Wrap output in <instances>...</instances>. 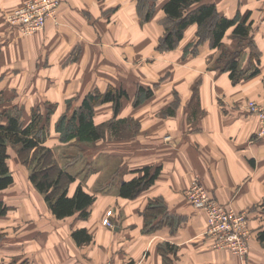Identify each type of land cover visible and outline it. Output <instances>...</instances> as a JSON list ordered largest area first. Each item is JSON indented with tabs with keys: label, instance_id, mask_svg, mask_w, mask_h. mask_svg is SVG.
Segmentation results:
<instances>
[{
	"label": "crops",
	"instance_id": "crops-1",
	"mask_svg": "<svg viewBox=\"0 0 264 264\" xmlns=\"http://www.w3.org/2000/svg\"><path fill=\"white\" fill-rule=\"evenodd\" d=\"M27 1L0 0V96L17 111L6 114L23 112L25 126L35 111L48 114L45 103H55L52 136L44 144L60 150L76 140H60L55 124L70 101L80 99L79 108L88 94L114 87L126 92L119 110L114 101L98 105L95 123L135 118L140 130L119 140L103 132L91 142L101 144L105 136L111 142L88 159L81 153L68 163L57 156L75 177L69 195L82 185L96 197L86 218H58L46 200L2 198L9 210L0 217V264H264V135L259 116L247 107L250 100L264 106V0H201L216 3L226 17L249 16L259 62L235 26L221 46L209 37L195 45L200 31L192 23L174 48L160 47L167 0L154 1L149 19L138 0H62L44 30L24 35L6 16ZM241 45L239 69L248 75L234 79L224 69V52ZM140 87L153 93L135 107ZM146 168L159 169L154 182L136 197L123 196L122 184ZM195 176L221 203L249 212L245 261L204 233L207 212L186 197ZM107 215L114 226L104 224ZM78 229L92 239L78 243Z\"/></svg>",
	"mask_w": 264,
	"mask_h": 264
},
{
	"label": "trees",
	"instance_id": "trees-1",
	"mask_svg": "<svg viewBox=\"0 0 264 264\" xmlns=\"http://www.w3.org/2000/svg\"><path fill=\"white\" fill-rule=\"evenodd\" d=\"M154 1L138 0V6L141 9H143V6L149 5L145 10L146 19H149L154 11ZM163 9L166 13V32L160 41V47L174 48L183 38L186 27L192 23H197L200 31V38L195 45L209 37L214 47L221 46L226 31L235 26L234 34L247 42L245 44L251 48V56L259 62V52L253 38L249 35L252 22L248 21V15L244 18L226 17L219 13L216 3H201V0H167L163 5ZM244 48L245 46L241 45L240 48L229 54L224 52L226 56L224 69L230 70L234 79L248 75V72L239 69V57ZM258 71L259 67L256 66L250 72V75H254ZM124 94H126L125 91L116 90L114 87H110L104 93L88 94L81 103V109L73 113L67 124H64L65 118L60 120L58 129L63 130L65 133L63 140L69 141L76 138L81 142H91L102 137V126L97 125L94 121V106L99 102L114 101L116 111H118L121 97ZM151 94L152 90L140 87L138 102L143 95L150 96ZM4 116L0 114V191L6 189L14 181L8 163L10 156L8 146L20 145L21 152L35 151L34 160L37 161L36 165H40L41 168H33L30 179L36 188L45 195V200L53 213L58 218L76 213H79L83 218L88 217V209L94 202L95 197L87 192L82 185H78L73 195H69V187L75 181V177L55 162L53 149L44 144V132H42L44 127L40 126L43 115L39 111H35L32 121L25 126L19 116L6 114V120H4ZM158 172L159 169L151 173L150 168H146L143 176L122 184L121 194L130 198L136 197L154 182ZM8 210L9 206L0 199V217L5 215ZM148 215H151L150 210ZM73 235L78 243L88 242L92 239L86 229H78ZM260 237L264 241V230L260 233Z\"/></svg>",
	"mask_w": 264,
	"mask_h": 264
},
{
	"label": "rangeland",
	"instance_id": "rangeland-1",
	"mask_svg": "<svg viewBox=\"0 0 264 264\" xmlns=\"http://www.w3.org/2000/svg\"><path fill=\"white\" fill-rule=\"evenodd\" d=\"M145 10H146V8H145V6H143L142 11L144 12ZM12 12H10V13H12ZM153 14H154V11H153L152 15ZM8 15L6 16V20L7 21H8ZM20 33H22V32H20ZM36 33H38V32H36ZM33 34H35V33H33ZM24 35H32V34H24ZM138 97L139 96L137 95V97H136V99L134 101V106L135 107H138L144 101H146L148 96H144L143 95L139 102H138ZM79 101H80V99L74 100L72 102L70 101V103H69V106H70L69 107V112L64 114L63 116L59 117L57 123L55 122L56 128H57V132L60 133V140H62V141H64L63 140V136H64L65 133H64L63 130H59L58 129L59 122H60V120H63L65 118V120H64L65 123L64 124L68 123V120L73 115V112H71V109L72 108H73L72 110H74V108H76V110H80L81 109V105H80L79 108L76 107V105L78 104ZM6 103L7 102L4 100V97L0 96V113H2L3 115H6V113H8L7 112L8 110H14L13 109L14 107L8 105V103L6 105ZM103 103L104 102L97 103L94 106V111H95V109H96V107L98 105L103 104ZM45 104H46V107H47V110H48L47 111L48 115H44V114L41 113L43 115V120L40 123L41 124L40 126L44 127V129L42 128V130H43L42 132H44L43 133V135H44L43 136L44 143H45V140L48 137L52 136L50 131L53 128L52 126L54 125V117L50 116V114L52 115L54 113V111H55L54 108H56V104L55 103H48L47 102ZM80 104H81V102H80ZM120 106H121V104H120ZM41 108L42 107H40L39 109L41 110ZM15 112H17V111H15ZM19 114H20V117H22L23 112H20ZM101 126H102V129H103V132H106L107 130H108V132H110V136H111L112 140L113 139L114 140H119V139H123V138L129 137V136H134L140 130V123L135 118H127V119L125 118L123 120L122 119L119 120V119L113 118V119H111L109 121H106V122L102 123ZM39 130L41 131L40 127H39ZM105 134H107V133H105ZM105 134H104V136H105ZM56 136H58V134L53 135L52 142L54 144H56L57 141H58ZM110 142L111 141L108 139V136L104 137V142L101 143V144H96L95 142H81V141L76 139L75 141H73V143H67V145H64L63 149L59 150V148H57L56 150H53L54 160L60 167L64 168L59 163V159L57 158V156L61 155V156H59V158H61L63 161L65 160L64 162H68V163L78 160L80 158L79 156H80L81 153H83L86 156V158L88 159L89 157L91 158V155H93V153H95V152L102 153L104 151V149H106V148L102 149L101 147L109 145L108 143H110ZM8 152L10 154V156L8 158V163H9V166H10L11 173L14 175V180L15 181L12 184H10L6 189H3V190L0 191V199H2V198L5 199L6 198L12 204H19V203L21 204L22 200H24V199H26V201L30 200L34 204L45 203V195L42 192H40V193L38 192L39 190L36 188V186L34 185L32 180L30 179V175H31V172H32L33 168L34 169L41 168L40 165L39 166L36 165L37 161L34 160L35 151L32 150V151H29V152H21L20 145H9L8 146ZM40 153L42 154V152H40ZM56 153H57V155H56ZM82 162L84 163L85 161H82ZM82 166H84V165L82 164ZM88 166H89V168L93 167L92 164H90ZM103 171H105V170H103ZM107 171L108 170L106 169V172ZM108 173H110V172H108ZM36 189L38 191H36ZM186 197H187V193H186ZM95 199H96V197H95ZM187 199L189 200L188 197H187ZM46 203H47V201H46ZM111 211L112 210H109L107 212V214L110 213ZM107 216H108V219L110 220V218H109L110 215H107ZM105 218H107V217H105ZM105 218H104V220H105ZM104 220H103V222H104ZM110 222H111L110 224H107V223H104V224H106L108 226H114V223L111 220H110ZM249 229H250V219H249ZM250 239H251V229H250V237H249V252H250ZM248 254L246 255V257L244 259L240 258L238 255L237 256L241 260L245 261L247 256H248Z\"/></svg>",
	"mask_w": 264,
	"mask_h": 264
},
{
	"label": "built area",
	"instance_id": "built-area-1",
	"mask_svg": "<svg viewBox=\"0 0 264 264\" xmlns=\"http://www.w3.org/2000/svg\"><path fill=\"white\" fill-rule=\"evenodd\" d=\"M61 3L62 0H28L8 15V22L23 34L42 31L48 20L56 17ZM247 107L259 116L260 134L264 135V106L250 100ZM186 193L192 205L207 212L208 227L204 233L213 238L214 245L244 259L249 253V213L221 203L199 176H195ZM104 223H111L108 217Z\"/></svg>",
	"mask_w": 264,
	"mask_h": 264
}]
</instances>
